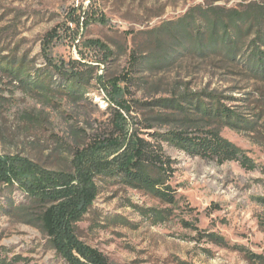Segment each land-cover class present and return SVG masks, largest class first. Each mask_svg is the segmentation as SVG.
I'll list each match as a JSON object with an SVG mask.
<instances>
[{
    "label": "rangeland",
    "instance_id": "rangeland-1",
    "mask_svg": "<svg viewBox=\"0 0 264 264\" xmlns=\"http://www.w3.org/2000/svg\"><path fill=\"white\" fill-rule=\"evenodd\" d=\"M253 3L264 7V0H0V60L25 58L30 71L44 73L60 66L53 87L72 61L97 71L89 93L72 101L0 68V157L15 169L12 183L0 172V264H70L39 216L46 205L85 195L91 201L77 202L76 238L109 264H264V70L249 59L257 44L264 51V11ZM235 12L243 15L227 28L232 43H223L222 25L211 41L210 21ZM122 74L132 78L122 97L132 109H122L118 145L90 149L97 129L115 130L111 81ZM204 106L235 118L207 115ZM209 130L257 167L220 163L169 139ZM136 135L168 161L174 202L119 176Z\"/></svg>",
    "mask_w": 264,
    "mask_h": 264
},
{
    "label": "trees",
    "instance_id": "trees-1",
    "mask_svg": "<svg viewBox=\"0 0 264 264\" xmlns=\"http://www.w3.org/2000/svg\"><path fill=\"white\" fill-rule=\"evenodd\" d=\"M251 5L259 12L264 11L263 5H258L257 3ZM242 15L243 13L235 12L229 21L219 16L211 20V41L212 38L213 40L216 39L215 34L218 31V26L222 25L225 28L222 35L223 43H232L227 28H229L230 24L237 23V20L242 18ZM242 20L244 21L245 18L243 17ZM218 38L219 37L217 36V40ZM258 38L264 42V37ZM253 44H256V40H254ZM109 52L111 55L113 54V51L110 50ZM231 53L232 52H230V54ZM249 59H254L253 70H264V51H262L258 44L255 47V50L250 54ZM72 64L73 66L71 67V71L68 73L65 82L58 84L57 87H53L52 83L56 74L61 72L60 66L55 65V68H58L57 72L54 71V69H46L49 70V72L44 73L42 70L30 71L25 58H21L19 61L15 59L8 61L0 60V68L5 72H8L13 78H15V80L21 82L22 85H31L33 86V89L37 88L48 91L57 88L56 90L60 89L59 91L64 92L72 101H76L77 97L85 96L89 93L88 86L91 83L90 80L95 77L97 71L93 67L84 68L79 66L78 64H81L80 61H72ZM91 73L94 76H91ZM131 80L132 78L130 75L122 74L111 81L116 92L113 102L117 104L113 120L115 130L106 132L97 129L93 135L92 147L90 149L98 146L105 147L118 145L117 142L119 137H116L114 132L123 129V123L126 121L122 109L128 112L132 109V106L122 98L127 92H129L128 84ZM113 104L114 103L110 102L109 107H112ZM204 111L207 115L213 114L216 116H224L226 118L234 117V112L220 106H218L214 112L212 109L204 106ZM169 135L170 140L182 144L184 148L196 154H200L205 158L217 159L220 163H224L228 160H240L245 167H257L256 163L250 159V157L245 155L239 147L230 140L222 137L217 131L209 130L205 135L194 138L176 132L169 133ZM133 139L130 154L118 166L120 171L119 176L132 186L146 190L159 199L174 202V189L167 184L166 179L164 178L166 173L164 165H166V163L168 164V161L164 159L160 152L149 147L144 138L136 135ZM29 167L30 165L28 168ZM14 171L15 169L12 160H10L9 157H0V172L1 174H4V179H6L7 182H13L12 175ZM40 172L32 171L31 174L40 175ZM42 174L45 173L42 171ZM49 175L50 174L48 173L45 178H50ZM33 193H37V190L34 189ZM90 196L91 195H85V199L83 196L77 197L73 203H65L61 206L46 205L39 216L41 227L46 234L49 235L53 246L69 261L70 264H109L108 259L102 252L96 248L84 245L82 242L78 241L75 235V221L80 218V216L78 217L76 215L78 207L80 206L79 203L81 202L82 206L84 205L86 207L90 204ZM78 201L80 202L77 204ZM157 214L163 216V213ZM74 252H78L80 257L76 256Z\"/></svg>",
    "mask_w": 264,
    "mask_h": 264
}]
</instances>
